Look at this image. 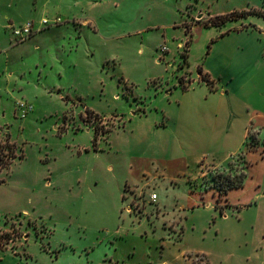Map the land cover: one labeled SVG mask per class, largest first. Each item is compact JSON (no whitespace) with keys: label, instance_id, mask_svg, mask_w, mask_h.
Masks as SVG:
<instances>
[{"label":"rangeland","instance_id":"1","mask_svg":"<svg viewBox=\"0 0 264 264\" xmlns=\"http://www.w3.org/2000/svg\"><path fill=\"white\" fill-rule=\"evenodd\" d=\"M44 1L0 0V264H264L262 143L226 207L240 115L199 82L264 0H58L48 49L14 43Z\"/></svg>","mask_w":264,"mask_h":264},{"label":"crops","instance_id":"2","mask_svg":"<svg viewBox=\"0 0 264 264\" xmlns=\"http://www.w3.org/2000/svg\"><path fill=\"white\" fill-rule=\"evenodd\" d=\"M52 1L45 0L42 2L40 11H38L37 3H34L31 16L26 19H39L42 16L52 15V10L60 5L58 0L54 1L55 3H51ZM18 18L11 15L6 16L2 25L5 32L8 25L21 24L27 21ZM9 21L14 22L10 23ZM38 26L39 24L35 23L36 31L26 42H29L30 46L33 45L32 47L35 45L34 50L40 49L38 48L39 42L48 49L51 45L50 36L54 34L55 28L47 27L45 29V27L44 29L42 28L43 30H38ZM199 30H202V28ZM214 43L210 50V55L207 57V59H211L213 69L206 66V64L203 67L199 66L213 84H208L204 80L199 82L206 84L211 94H217L224 100L227 99L233 116L235 115L234 106L240 115V118H238L239 128L237 131H232L227 135V140L234 143L232 144V148H229L226 152L224 159L235 155L247 147L246 142L250 133L256 134L258 140L262 143V147H259L264 150V23L256 24L254 27L224 31L216 36ZM205 60L206 58L202 61ZM215 90L219 92L216 93ZM191 132L195 135L196 131L191 129ZM93 137L91 136L92 140ZM256 147L258 148V146ZM256 147H248L246 156L248 157L250 150ZM262 158L264 159L263 153ZM199 173H197V176H199ZM263 182V180H260L258 186L264 187ZM231 189L228 190L224 198L220 195L217 196L218 199L220 198L221 200L223 198V200L227 201L226 207L238 206L232 203L228 196ZM260 198L264 202V192ZM156 199H158V196ZM251 204L252 201L240 205Z\"/></svg>","mask_w":264,"mask_h":264},{"label":"trees","instance_id":"3","mask_svg":"<svg viewBox=\"0 0 264 264\" xmlns=\"http://www.w3.org/2000/svg\"><path fill=\"white\" fill-rule=\"evenodd\" d=\"M238 13L244 14L245 11L238 12ZM229 18H234V17L224 16L222 21L229 19ZM199 72L202 73V70L200 67H199ZM207 83L211 84V81L208 80ZM92 142H93V145H96V142H97V134L96 133L93 137ZM258 143H259V140H258L256 134L250 133L246 144L249 146H257ZM235 156L238 158V160L240 162V165H238V166H236V168H234V170H236V173L228 172L225 175H222V176L220 175V177H222V178H220V180L216 179V177H213L212 179L214 180L215 184L212 183L208 187L216 188L220 194H226L229 189L241 187L244 185L245 178L247 176V168L249 167L250 164L246 158L244 151H240V152L236 153ZM208 187H205L203 189L208 190L209 189ZM191 264H194V263L191 262Z\"/></svg>","mask_w":264,"mask_h":264},{"label":"built area","instance_id":"4","mask_svg":"<svg viewBox=\"0 0 264 264\" xmlns=\"http://www.w3.org/2000/svg\"><path fill=\"white\" fill-rule=\"evenodd\" d=\"M60 20H61L60 18H57V19L52 20V22L57 23V22H60ZM50 22H51L50 19H48L47 17L42 18L40 20L38 30L45 28V27H48V24ZM9 28H10L11 38L13 39L14 43H21V42L26 41L36 31L35 22L32 20H27L21 24H10ZM21 108L23 109L22 116L24 117L26 115V112L28 111V109L31 108V105L21 103ZM151 198L156 199L157 194L155 192H153L151 194Z\"/></svg>","mask_w":264,"mask_h":264}]
</instances>
